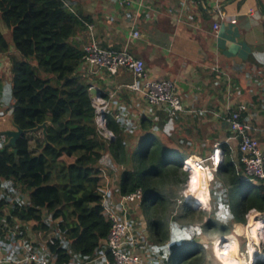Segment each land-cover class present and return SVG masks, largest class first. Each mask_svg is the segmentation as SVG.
I'll return each mask as SVG.
<instances>
[{
  "label": "trees",
  "instance_id": "16d2710c",
  "mask_svg": "<svg viewBox=\"0 0 264 264\" xmlns=\"http://www.w3.org/2000/svg\"><path fill=\"white\" fill-rule=\"evenodd\" d=\"M0 23L10 33L9 41L0 33V53L12 48L18 55L10 58L9 69L12 123L24 133L48 123L46 146L42 134L33 148L28 134L14 148L6 146L7 139L0 142V180L17 195L11 197L5 186L0 208L12 204L8 223L32 221L34 232L53 230L60 235L46 244L57 264L74 263L67 245L82 261L102 253L111 261L104 245L111 225L103 216L99 190L101 168L108 163L125 167L119 174L120 196L140 191L141 197L128 203L130 224L139 219L159 264H208V246L215 238L233 235V225L244 224L250 210L264 212V183L246 180L239 154L234 156L237 150L226 146L213 173L216 183L209 186L210 210L206 216L200 212L206 219L194 222L190 208L170 216L184 182L181 176L187 178L181 165L188 157L155 137L147 123L141 126L138 147L128 149L119 123L109 113L105 127L114 138L99 136L89 84L80 72L84 52L76 37L86 30L80 18L64 0H0ZM190 183L191 174L187 203L200 207L190 201ZM56 220L55 226L49 224ZM220 245L217 258L223 264H238L236 244Z\"/></svg>",
  "mask_w": 264,
  "mask_h": 264
},
{
  "label": "crops",
  "instance_id": "0c3cea01",
  "mask_svg": "<svg viewBox=\"0 0 264 264\" xmlns=\"http://www.w3.org/2000/svg\"><path fill=\"white\" fill-rule=\"evenodd\" d=\"M122 1L129 4H120ZM64 2L84 23L86 30L76 37L82 49L89 44L111 51L126 48L143 62L149 80H169L175 86L183 111L172 114L166 106L146 105L140 94L127 88L133 82L129 71L120 69L109 75L98 70L92 74L81 65L80 72L86 76L89 87L93 86L110 102L109 114L119 123L128 149L138 147L141 126L147 123L155 137L189 160L207 158L215 143H222L223 160V147H230L233 152L236 149L235 142H224L232 136L227 119L239 105L246 107L241 121L250 126L252 136L264 148V0ZM220 13L224 15L222 19ZM215 22H220L217 35L212 29ZM133 31L139 33L138 38L131 37ZM0 33L10 40L8 29L1 23ZM10 58H18L12 48L0 53V68L5 63L8 75ZM8 79L0 81V134L14 130ZM111 134L110 140L114 138ZM28 135L34 136L31 147V143L39 142L35 136L41 133ZM237 155L235 152L234 156ZM61 160L72 162L65 156ZM124 169L123 165L108 163L102 166L99 175V190L106 199L104 205L118 217H122L120 198H117L120 197L119 174ZM132 214L129 212L127 216L129 224ZM32 229L13 238L17 242L13 246L7 240H0L3 264H27L28 253L45 261L53 259L46 245L53 239L48 233L53 232L55 238L60 235ZM127 240L132 244H127L125 251L148 259L144 250L136 246L137 240L131 233ZM69 253L73 264H96L98 260L107 263L104 253L89 262L82 261L72 251ZM157 261H160L158 257Z\"/></svg>",
  "mask_w": 264,
  "mask_h": 264
},
{
  "label": "built area",
  "instance_id": "2783aa9c",
  "mask_svg": "<svg viewBox=\"0 0 264 264\" xmlns=\"http://www.w3.org/2000/svg\"><path fill=\"white\" fill-rule=\"evenodd\" d=\"M123 3L129 4L124 1L120 4ZM220 15L222 19L224 15L221 13ZM219 27L220 22L213 24L212 29L216 35L218 34ZM138 36L139 33L137 31L131 33V37L134 39L138 38ZM83 52L82 65L86 66L88 72L94 74L98 70H104L109 75H115L120 69L127 70L133 77V82L127 88L140 94L144 98L146 105L151 107L166 106L172 114L183 111L173 82L169 80H149L144 70L143 62L132 56L126 48L120 51H111L98 48L95 44H89L83 48ZM92 87L90 86L89 89ZM110 105V102L101 96L92 99L97 132L105 140L112 138L111 132L105 127L106 115L110 112ZM245 110L246 107L244 105H239L235 111L230 113L227 121L232 136L224 143H228L229 141L236 143L239 162L243 166L244 178L248 181L259 180L264 183V148L252 136L250 126L241 121V113ZM0 142H6V138L3 135L0 136ZM221 146L222 143H215L212 152L207 158H191L190 160L194 161L202 171L212 172L213 174L223 161ZM186 162L187 160L183 161L181 169L189 172L188 167L185 166ZM209 181H213V178ZM102 197H104V193H102ZM140 197V191L120 197L119 202L123 210L122 217H118L106 208L103 209V216L111 225L110 232L104 243L106 251L111 257V261H107L106 264H148V259L134 255L124 249L127 244H132V242H128L127 240L131 233V226L127 220V208L124 207H127L126 204L128 203H134ZM246 218L247 224L242 232L243 234H241L244 240V250L242 257L240 259L238 258L240 261L239 264L264 263V212L261 213L256 210H251L248 212ZM257 221L262 223V230L255 236V233L251 232L250 228H254L255 226H251V224ZM233 241L236 242L237 239L234 238ZM48 242L52 243L51 240H48ZM221 242L222 240L216 242L215 246L217 249L221 248ZM238 253L241 254L240 252ZM25 261L27 264H57L54 260L45 261L40 259L33 253H28ZM3 263L0 259V264Z\"/></svg>",
  "mask_w": 264,
  "mask_h": 264
},
{
  "label": "rangeland",
  "instance_id": "374dc122",
  "mask_svg": "<svg viewBox=\"0 0 264 264\" xmlns=\"http://www.w3.org/2000/svg\"><path fill=\"white\" fill-rule=\"evenodd\" d=\"M4 65L6 66L5 63H2V66L0 68V81L5 80V82H7L9 80L8 79L9 75H8V70ZM38 133H41V132H38ZM28 138H29V140H32L34 138V136L30 135V137H29V135H28ZM35 139L40 141L41 136L36 135ZM31 145L33 146L34 143H31ZM31 148H33V147H31ZM183 172H185L187 174V178L185 176H181V178L184 179V182L179 186V189L177 190V193H176V196L178 198H177V200H175L176 203L175 202L172 203L168 214L170 216L177 217L180 215V212L184 214L190 208L194 213V215H193L194 222L199 223L202 220L206 219L205 216L207 215V213L210 210L211 196H210L208 205L200 206V207H196V208L190 207L185 200V194H186V190H187V184H188L190 173L186 172V171H183ZM191 177H192V175H191ZM203 181L204 180H202V183H203ZM215 183H216V181H215ZM215 183H214V181L213 182L209 181V186H210V184L214 185ZM5 186H7L9 188V190L11 192L10 196L15 198L17 195L15 194L14 191H12V189L10 188L8 183L0 180V200L6 194L5 193ZM208 192H209V187H208ZM209 195H210V192H209ZM120 197H117V198H120ZM104 200H106L105 195H104V197H102L103 205L105 204ZM24 201H27L26 195L24 196ZM11 205L12 204H8V205L6 204L0 208V240H3V242H4V240H7L9 242L8 245L11 243V246H13V245H15V243H17L13 238H15L16 236L21 237L22 233L27 232L26 229L31 230L32 229L31 224L34 225V222L30 221V222L22 223V222H19L17 219H13L10 223H8L7 219L9 216L10 209L12 207ZM104 208H106L105 205H104ZM124 208H127V207H124ZM200 212L205 214V216L204 215L201 216ZM126 213L128 216V213H129L128 209H127ZM122 215H123V210H122ZM247 215H248V213L245 215V223L244 224H234L233 225V235L217 237V238H215V242H214L213 246L212 247L208 246V253H209L208 264H223V262L221 260H219L217 258V255H216V250H218V249L216 248L215 245H216V242H218V240L225 241L227 245L230 242L235 243L237 246V249L239 248L237 251V258L240 259L242 257V253L244 250V240L241 237V234H243L242 233L243 229L247 224V218H246ZM54 224H56V223H53V222L51 223V225H53V226H54ZM48 234H49V237H52V238H55V236H56V235H54L53 232L48 233ZM131 234L133 235V237H135V240H137L136 246L141 247L142 250H144V252L147 254L146 256L148 258V264L155 263L157 261V256H156L157 253H156V251L153 250L152 241L150 240L148 234L146 233V231L143 228L142 224L140 223L139 219L137 221L133 222V224L131 226ZM234 238L237 239L236 242L233 241ZM65 248L68 251H71L69 246H67ZM29 249L32 250L31 247H29ZM238 252H240L241 254H239ZM96 264H102V263H100V260H98V261H96Z\"/></svg>",
  "mask_w": 264,
  "mask_h": 264
},
{
  "label": "bare ground",
  "instance_id": "6f19581e",
  "mask_svg": "<svg viewBox=\"0 0 264 264\" xmlns=\"http://www.w3.org/2000/svg\"><path fill=\"white\" fill-rule=\"evenodd\" d=\"M185 166L188 167L189 173L192 175L190 183L192 191L190 201L199 206L208 204L210 199L208 185L209 180L213 178L212 172L202 171V169L194 161L189 159L185 163ZM202 180H204L203 183ZM251 226H255L254 228H250L251 232L255 233V236H257L258 232L262 230V223L260 221L253 222Z\"/></svg>",
  "mask_w": 264,
  "mask_h": 264
},
{
  "label": "water",
  "instance_id": "95a60500",
  "mask_svg": "<svg viewBox=\"0 0 264 264\" xmlns=\"http://www.w3.org/2000/svg\"><path fill=\"white\" fill-rule=\"evenodd\" d=\"M232 1H234V0H230V2H232ZM89 94H90L91 99L100 96V92L98 90H96L94 87L89 89ZM12 125L14 127V130L5 131L2 133V135L7 139L6 146L14 148L16 145V142L18 141V139L22 135L29 134V133H38V132H41V134H42V137L44 139V145L46 146L48 144V142L46 140L48 123H43L41 125H37L34 129H32L26 133H24L21 129H19L13 123H12Z\"/></svg>",
  "mask_w": 264,
  "mask_h": 264
}]
</instances>
